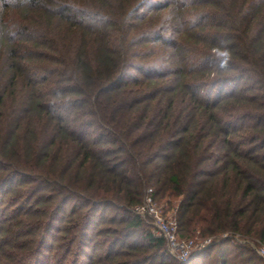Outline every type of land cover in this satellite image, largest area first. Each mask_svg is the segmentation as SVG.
I'll return each mask as SVG.
<instances>
[{
  "label": "trees",
  "instance_id": "trees-1",
  "mask_svg": "<svg viewBox=\"0 0 264 264\" xmlns=\"http://www.w3.org/2000/svg\"><path fill=\"white\" fill-rule=\"evenodd\" d=\"M147 188L212 244L175 259ZM231 232L264 240V0H0V264H264Z\"/></svg>",
  "mask_w": 264,
  "mask_h": 264
},
{
  "label": "built area",
  "instance_id": "built-area-1",
  "mask_svg": "<svg viewBox=\"0 0 264 264\" xmlns=\"http://www.w3.org/2000/svg\"><path fill=\"white\" fill-rule=\"evenodd\" d=\"M133 211L150 222L153 235L165 239L169 253L180 262H186L213 242V237H181L175 214L176 207L171 212L165 213L163 207L155 200L152 188H147L143 201L133 207ZM224 236L249 243L264 259V240L232 232L225 233Z\"/></svg>",
  "mask_w": 264,
  "mask_h": 264
},
{
  "label": "clouds",
  "instance_id": "clouds-1",
  "mask_svg": "<svg viewBox=\"0 0 264 264\" xmlns=\"http://www.w3.org/2000/svg\"><path fill=\"white\" fill-rule=\"evenodd\" d=\"M213 52L217 61L214 66H216L218 70L228 69L230 61L232 59V53L227 41H222L220 45L214 47Z\"/></svg>",
  "mask_w": 264,
  "mask_h": 264
},
{
  "label": "rangeland",
  "instance_id": "rangeland-1",
  "mask_svg": "<svg viewBox=\"0 0 264 264\" xmlns=\"http://www.w3.org/2000/svg\"><path fill=\"white\" fill-rule=\"evenodd\" d=\"M161 202H159V205L161 206V207H163V209L165 210L164 212L165 213H169V212H171L172 211V209H171V205H169L167 202H166V198L165 199H162V200H160ZM173 203H174V201H173ZM146 222H147V224H148V229L150 230V231H152V227H151V224H150V222L148 221V220H145ZM197 234V233H196Z\"/></svg>",
  "mask_w": 264,
  "mask_h": 264
}]
</instances>
